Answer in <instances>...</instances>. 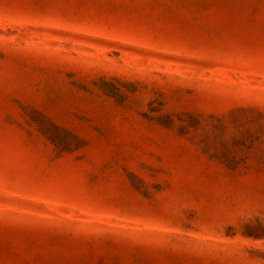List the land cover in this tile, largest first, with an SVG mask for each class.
Masks as SVG:
<instances>
[{
    "label": "rangeland",
    "instance_id": "rangeland-1",
    "mask_svg": "<svg viewBox=\"0 0 264 264\" xmlns=\"http://www.w3.org/2000/svg\"><path fill=\"white\" fill-rule=\"evenodd\" d=\"M0 264H264V0H0Z\"/></svg>",
    "mask_w": 264,
    "mask_h": 264
}]
</instances>
